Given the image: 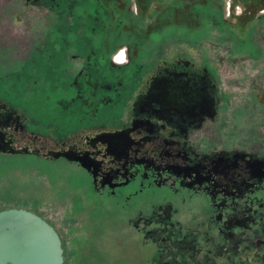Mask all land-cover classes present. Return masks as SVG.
<instances>
[{"label": "flooded vegetation", "instance_id": "af4514ba", "mask_svg": "<svg viewBox=\"0 0 264 264\" xmlns=\"http://www.w3.org/2000/svg\"><path fill=\"white\" fill-rule=\"evenodd\" d=\"M127 1L0 0V158L79 169L149 264H264V56L141 55Z\"/></svg>", "mask_w": 264, "mask_h": 264}, {"label": "rangeland", "instance_id": "374dc122", "mask_svg": "<svg viewBox=\"0 0 264 264\" xmlns=\"http://www.w3.org/2000/svg\"><path fill=\"white\" fill-rule=\"evenodd\" d=\"M148 1L143 14L140 8L129 13L132 26H124L136 29L123 34V41L140 42L141 55L155 53L162 42H189L211 57L264 56V16L258 15L264 0ZM241 85L238 81L233 87ZM13 207L33 211L56 228L64 264H149L150 247L108 230L118 215L106 201L91 197L85 175L70 164L29 156L0 158V210Z\"/></svg>", "mask_w": 264, "mask_h": 264}, {"label": "water", "instance_id": "95a60500", "mask_svg": "<svg viewBox=\"0 0 264 264\" xmlns=\"http://www.w3.org/2000/svg\"><path fill=\"white\" fill-rule=\"evenodd\" d=\"M85 166L71 152L52 153ZM0 264H64L63 247L55 228L38 214L23 208L0 210Z\"/></svg>", "mask_w": 264, "mask_h": 264}, {"label": "built area", "instance_id": "2783aa9c", "mask_svg": "<svg viewBox=\"0 0 264 264\" xmlns=\"http://www.w3.org/2000/svg\"><path fill=\"white\" fill-rule=\"evenodd\" d=\"M121 54H123L122 58H121ZM124 52L123 49H119L114 55H113V60L117 63H121L124 60Z\"/></svg>", "mask_w": 264, "mask_h": 264}, {"label": "snow or ice", "instance_id": "6c2138e0", "mask_svg": "<svg viewBox=\"0 0 264 264\" xmlns=\"http://www.w3.org/2000/svg\"><path fill=\"white\" fill-rule=\"evenodd\" d=\"M123 54H121V58H122Z\"/></svg>", "mask_w": 264, "mask_h": 264}]
</instances>
